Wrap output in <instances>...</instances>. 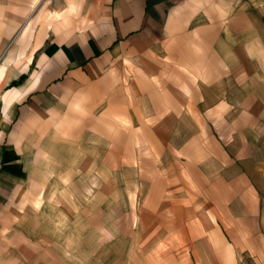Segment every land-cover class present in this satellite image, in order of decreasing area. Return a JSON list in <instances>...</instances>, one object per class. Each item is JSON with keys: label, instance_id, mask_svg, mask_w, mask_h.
Instances as JSON below:
<instances>
[{"label": "crops", "instance_id": "obj_1", "mask_svg": "<svg viewBox=\"0 0 264 264\" xmlns=\"http://www.w3.org/2000/svg\"><path fill=\"white\" fill-rule=\"evenodd\" d=\"M145 127L218 167L226 247L262 249L264 0H0V264H53L61 218Z\"/></svg>", "mask_w": 264, "mask_h": 264}, {"label": "rangeland", "instance_id": "obj_2", "mask_svg": "<svg viewBox=\"0 0 264 264\" xmlns=\"http://www.w3.org/2000/svg\"><path fill=\"white\" fill-rule=\"evenodd\" d=\"M145 111L146 118L152 114L151 108ZM138 124L128 122L131 129ZM145 124L155 122L146 119ZM149 130L145 127L146 141L136 145L134 162L121 163L114 155L103 195L89 188L76 197V207L68 208V217L57 225L61 232L54 240L53 264H264V247H226L232 233L218 231V220L232 226V219L214 216L216 207L203 181L216 177L218 167L202 163L200 154H193L190 166L186 136L174 140V153H158Z\"/></svg>", "mask_w": 264, "mask_h": 264}, {"label": "trees", "instance_id": "obj_3", "mask_svg": "<svg viewBox=\"0 0 264 264\" xmlns=\"http://www.w3.org/2000/svg\"><path fill=\"white\" fill-rule=\"evenodd\" d=\"M22 77H23V76H22ZM22 77H21V78H22ZM14 83H15V82H14Z\"/></svg>", "mask_w": 264, "mask_h": 264}, {"label": "bare ground", "instance_id": "obj_4", "mask_svg": "<svg viewBox=\"0 0 264 264\" xmlns=\"http://www.w3.org/2000/svg\"><path fill=\"white\" fill-rule=\"evenodd\" d=\"M30 21V20H29Z\"/></svg>", "mask_w": 264, "mask_h": 264}]
</instances>
